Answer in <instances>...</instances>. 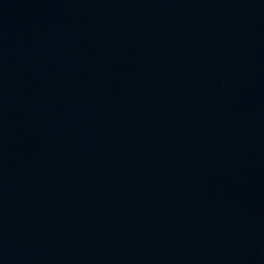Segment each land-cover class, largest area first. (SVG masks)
Returning <instances> with one entry per match:
<instances>
[{"label":"water","instance_id":"water-1","mask_svg":"<svg viewBox=\"0 0 264 264\" xmlns=\"http://www.w3.org/2000/svg\"><path fill=\"white\" fill-rule=\"evenodd\" d=\"M0 264H264V0H0Z\"/></svg>","mask_w":264,"mask_h":264}]
</instances>
